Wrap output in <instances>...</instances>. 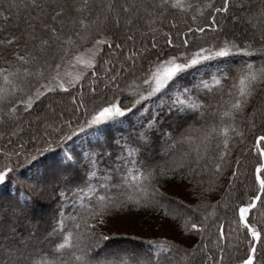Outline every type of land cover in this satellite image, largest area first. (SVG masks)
<instances>
[{
	"label": "trees",
	"instance_id": "obj_1",
	"mask_svg": "<svg viewBox=\"0 0 264 264\" xmlns=\"http://www.w3.org/2000/svg\"><path fill=\"white\" fill-rule=\"evenodd\" d=\"M114 1L119 10L121 2ZM147 1L145 13L131 25L129 40L117 25H93L107 0H0V171L10 169L0 180V210H9L0 211V264H17L21 258L36 264L42 257L47 264H79L76 257L82 255L89 264H116L124 253L133 254L130 264H238L247 258L254 240L242 225L237 228L232 207L259 193L255 169L264 158L256 138L264 135V116L257 115L259 106L264 108V77L259 75L264 43L240 36L227 24L231 10L238 9L236 2L256 1L228 0V10L218 12L223 0H163L166 7L162 0H151L159 2L152 8L158 18H153L152 30L138 33L135 24L148 18ZM99 38L106 43L74 86L36 93L57 65ZM225 42L230 55L182 70L152 92L151 72L158 63L171 56L184 63L179 53L190 58L199 47L215 51ZM232 45L246 51L237 52ZM247 64L253 68L246 69ZM249 72L258 78L245 81L241 97L240 76ZM185 88L190 89L186 95ZM53 97L67 99L69 108L10 136L11 126H22V119L37 114L39 105ZM177 99L185 103L170 112ZM237 99H243L240 109L233 107ZM114 102L129 111L100 124L88 123L101 107ZM172 148L175 154L184 152L179 164L162 153ZM223 169L228 172L226 184H213L223 178ZM165 187L176 190L177 200L162 193ZM218 188L221 198L213 204L210 194ZM260 197L246 217L262 237L253 264H264V193ZM17 202L26 212L12 216ZM124 206L145 214H175L170 220L186 224L187 234H194L193 245L118 236L96 245L86 233L87 222ZM193 223L202 230H193ZM102 251L114 254L113 261L91 260Z\"/></svg>",
	"mask_w": 264,
	"mask_h": 264
},
{
	"label": "rangeland",
	"instance_id": "obj_2",
	"mask_svg": "<svg viewBox=\"0 0 264 264\" xmlns=\"http://www.w3.org/2000/svg\"><path fill=\"white\" fill-rule=\"evenodd\" d=\"M121 2L119 10L116 9L115 1L114 0H107L106 5L102 7L101 12L98 16L93 18V25L96 26L97 29H101L104 25H117L121 27L125 33H127L126 37L130 40L132 37L131 25L136 18L137 15L141 14L142 12L145 13L143 10L145 9V3L148 2L147 0H119ZM150 2V10L147 14V19H143V22L140 26L137 27L138 33H145L146 31L152 30L151 25L153 18H158L152 12V8L158 5V1H151ZM253 3L256 1V4H252L251 2L247 3H239L236 2L238 7L237 11H232L229 13L228 22L231 27V30H234L235 33L239 34L240 36H245L252 38L255 36L259 43H264V9H260L264 6V0H252ZM262 3V4H261ZM118 16H117V15ZM157 14V13H156ZM117 16V17H116ZM235 17V19H233ZM118 21V22H117ZM228 27V28H229ZM129 30V31H127ZM130 32V33H129ZM101 38L95 40L92 44L85 45L82 49L77 50L71 56H69L63 63L59 65V67L53 72L49 74L44 80V84H40L39 88L36 89V93L39 91L47 90V89H68L71 86H74L80 78L87 73V71L91 68L92 64L95 63L97 55L101 49ZM264 60V58H262ZM164 61V60H163ZM161 61L158 63L154 70L151 72V84L152 87H155V73L157 69H160V75H163V68L161 67ZM177 63H180L177 61ZM91 65V66H89ZM167 66V65H165ZM131 81V80H128ZM64 84V88H60V84ZM38 94V93H37ZM73 101V100H72ZM73 106L76 105V101H73ZM116 103V102H114ZM264 105V100L262 102ZM75 107V106H74ZM106 107V106H105ZM39 110L37 114H33L28 116L27 119H22V126L16 127L11 126L10 129V136L16 134V132L24 130V127H27L28 130L31 129L33 122L41 120L48 114L51 115L53 111L55 114L63 113L62 111L69 108L67 99L63 97H53L52 99L45 101L44 103L39 105ZM257 115L264 116V108L262 105L259 106L257 109ZM7 117H11V111L8 112ZM49 117V116H48ZM11 122V121H9ZM9 122H2V125H7ZM32 122L31 125L28 123ZM28 124V125H27ZM257 124V123H256ZM23 127V128H22ZM8 128V126H7ZM13 128V129H12ZM26 128V129H27ZM20 129V130H19ZM198 134L197 132H193ZM165 151L162 152L166 158H175L176 163L179 164L183 159L184 152L181 151L178 154H175L174 149H164ZM175 166V165H174ZM221 173L226 175V178L223 176L222 179H219L217 182L213 184H226L228 180V172L226 169H223ZM221 180V181H220ZM236 184H231L233 187ZM225 186V185H224ZM221 188L214 189L213 193L210 194V201L214 204V202L219 201L221 198L220 196L217 198ZM163 194L174 198L177 200L176 190L170 187H165V190H161ZM224 191V190H223ZM221 191V194L223 193ZM181 198V197H180ZM176 213H178L176 211ZM182 215V214H181ZM175 216V214H157L154 212L150 213H143L141 208L137 207H120V208H113L106 212L100 213L95 218H92L90 223L87 222L86 224V233L88 235L89 231H95L98 234L108 236V237H126L132 239L138 238H161V239H176L181 247L188 248L189 246L193 245L194 234H187L186 224L180 221L174 222L170 220V217ZM247 216V213L246 215ZM37 221V220H36ZM101 222L103 226H101ZM36 223V222H34ZM29 226L31 225L28 223ZM35 233V232H34ZM31 234V233H30ZM38 236V234H33V237ZM193 242V243H192ZM67 245L64 244L62 247L65 248ZM55 248V247H54ZM25 250L22 254H26L27 251ZM60 253V252H58ZM114 254L110 253V251H102L100 253H95L91 256V260L93 262H102L104 258H111L113 261ZM132 253H124L120 256L119 260L116 261V264H130ZM189 256V254L187 255ZM23 257V255H22ZM43 259L37 260L36 264H47L48 262ZM116 260V259H114Z\"/></svg>",
	"mask_w": 264,
	"mask_h": 264
},
{
	"label": "snow or ice",
	"instance_id": "obj_3",
	"mask_svg": "<svg viewBox=\"0 0 264 264\" xmlns=\"http://www.w3.org/2000/svg\"><path fill=\"white\" fill-rule=\"evenodd\" d=\"M162 6H167L166 3L163 2L162 0ZM176 5L173 4V7H175ZM228 0H223V6L219 9H217L218 12H225L228 10ZM209 7H211V5H209ZM233 19H235V17H233ZM118 22V21H117ZM213 22H215V17H213ZM83 23V22H82ZM45 27H48L47 25H45ZM205 29L204 28H197L195 29V31L197 32H203ZM51 32L53 34H55L56 29L52 28ZM189 33L193 32V29L189 28L188 29ZM13 40H15V37L12 38ZM9 43H11L12 41H8ZM45 43H47V41H45ZM98 43H106L104 40L98 41ZM169 44L172 43L171 40L168 41ZM183 43L185 45H188V40L185 39L183 41ZM232 47L235 48V50L237 52H245L246 49L244 47H240L237 45H232ZM262 53H264V49L261 50ZM207 53V54H205ZM231 53V48H229L227 46V42H225L224 46H221L219 48H217L215 51L206 49L204 47H199L198 50L193 53L191 55V57L189 58L186 53L181 52L179 53V55L181 57H184L186 62L184 63H177V57L176 56H171L168 57L166 60H164L161 63V67L163 68V75H160V69H157V72L155 73V87L152 88V92H159L160 89H162L166 84H168L169 81H171L173 79V77L176 76V74L178 72H181L182 70H187L192 68L193 66H196L198 64H200L203 61H210L213 59V57H226L228 55H230ZM19 59L21 61H23L25 59L24 56H20ZM167 65V66H165ZM91 66V65H89ZM57 67H59L57 65ZM246 69H252L253 65L251 64H247L244 66ZM259 75L261 77H264V67H262L259 70ZM257 75L255 73L249 72L247 76H240V83L242 85L241 87V97H243V95H245L244 92V88L243 85L245 84V81L248 79H251L252 81H256L257 80ZM115 79V78H113ZM146 84H150V81L146 80L145 81ZM205 87H207V85H205ZM60 88H64V84L61 83L60 84ZM190 91V89L185 88L184 89V94L186 95L188 92ZM41 95H43V93H41ZM149 95H151V93H149ZM141 99H143V97H141ZM18 103H24V101H18ZM185 101L183 100H179L177 99L174 104L170 107V112L172 111V108L175 107L176 104H184ZM243 105V99H237L233 105V107L235 109H240ZM27 107L31 108L32 107V103L28 102L27 103ZM192 107H196L195 104L192 105ZM129 109L127 107L121 108L119 107L116 103H109L108 106L106 107H101L99 109L98 112H96L95 115H93L91 117V120L88 122L89 124H100L102 121H107L110 118L113 117H121L124 115L125 112H128ZM149 128L152 127V123H150L148 125ZM145 139H147V134H144ZM257 141V151L259 153V155L264 158V147H261V145H264V135L259 136L256 138ZM223 163V158H221V162L217 163L215 165V167L219 170L221 168V165ZM10 169L5 168L3 171H0V180L4 179L5 173L9 172ZM232 176L235 177L236 176V172L233 171ZM264 163H259L256 166L255 169V182L258 184L259 186V192L260 193H264ZM229 183L231 184V181H229ZM103 199V198H101ZM257 199H262L261 197L257 196L255 198H252L249 200L248 203H243L241 202L238 206L237 205H233L232 207V211H233V215L237 216V228H239L241 225L244 227V229L246 230V233H250V236L253 240H261V231H258L256 227H254L253 225H251L250 223H248V221L245 219V215L246 213H248L249 209L253 208L255 206V202ZM3 212H8V209H4V210H0ZM26 212V206L24 205H20L17 202V205L11 209V215L12 216H20V215H24ZM101 226H103L102 222H101ZM79 225H76V229H79ZM193 230H202V228H198V225L193 223L191 225ZM88 235L95 240L96 245H99L101 241H106L109 239L108 236H104L101 234L96 233L95 231H89ZM220 236L221 238L223 237V232H220ZM149 244H151V241H148ZM255 251V244H251V249L249 254L247 255V258L241 261V264H253V255L252 253ZM221 252H223V249H221ZM76 260L79 261V264H89V261L85 258V256H78L76 257ZM17 264H28L27 260L21 258L17 261ZM138 264H156L155 261L149 260L147 262L141 261L138 262Z\"/></svg>",
	"mask_w": 264,
	"mask_h": 264
},
{
	"label": "water",
	"instance_id": "obj_4",
	"mask_svg": "<svg viewBox=\"0 0 264 264\" xmlns=\"http://www.w3.org/2000/svg\"><path fill=\"white\" fill-rule=\"evenodd\" d=\"M260 195H261V193L259 192V193L257 194V196L260 197ZM257 196H256V197H257ZM258 200H259V199L256 200L255 205L258 203ZM245 219H246V218H245ZM253 244H255V248H256L257 240H254V243H253ZM252 255H254V252L252 253ZM238 264H241V263H238Z\"/></svg>",
	"mask_w": 264,
	"mask_h": 264
},
{
	"label": "bare ground",
	"instance_id": "obj_5",
	"mask_svg": "<svg viewBox=\"0 0 264 264\" xmlns=\"http://www.w3.org/2000/svg\"><path fill=\"white\" fill-rule=\"evenodd\" d=\"M53 112V111H52ZM53 114V113H52ZM11 142H13V140L11 141ZM119 238H121V237H119Z\"/></svg>",
	"mask_w": 264,
	"mask_h": 264
}]
</instances>
